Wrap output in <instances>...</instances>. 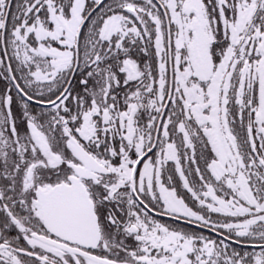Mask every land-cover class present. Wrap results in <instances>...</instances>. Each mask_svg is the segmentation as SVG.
<instances>
[{"label": "snow or ice", "instance_id": "snow-or-ice-1", "mask_svg": "<svg viewBox=\"0 0 264 264\" xmlns=\"http://www.w3.org/2000/svg\"><path fill=\"white\" fill-rule=\"evenodd\" d=\"M0 264H264V0H0Z\"/></svg>", "mask_w": 264, "mask_h": 264}]
</instances>
